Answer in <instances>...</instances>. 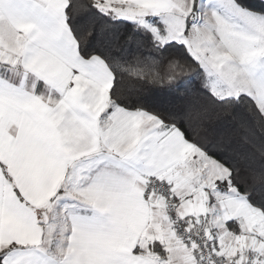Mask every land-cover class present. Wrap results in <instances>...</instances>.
Listing matches in <instances>:
<instances>
[{"label": "snow or ice", "instance_id": "obj_1", "mask_svg": "<svg viewBox=\"0 0 264 264\" xmlns=\"http://www.w3.org/2000/svg\"><path fill=\"white\" fill-rule=\"evenodd\" d=\"M0 264H264V0H0Z\"/></svg>", "mask_w": 264, "mask_h": 264}]
</instances>
